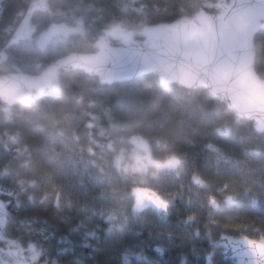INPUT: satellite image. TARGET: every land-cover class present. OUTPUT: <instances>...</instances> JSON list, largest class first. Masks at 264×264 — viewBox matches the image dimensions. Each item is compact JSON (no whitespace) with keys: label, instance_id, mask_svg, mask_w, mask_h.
I'll return each mask as SVG.
<instances>
[{"label":"trees","instance_id":"16d2710c","mask_svg":"<svg viewBox=\"0 0 264 264\" xmlns=\"http://www.w3.org/2000/svg\"><path fill=\"white\" fill-rule=\"evenodd\" d=\"M214 1L48 0L49 11L36 12L32 20L37 33L53 23L70 27L75 51L90 52L109 26H159ZM28 42L34 45L32 59L9 60L18 42L0 59V73L39 72L68 52ZM255 48V67L263 74L264 27ZM91 77L70 70L25 103L0 100V202L8 214L0 264H18L12 256L16 249L28 264H125V253L132 255L129 264H150L138 260V252L153 264H204L206 256L213 264H234L223 256L219 237L257 240L251 233L257 228L264 234V133L237 120L202 88L162 85L153 76L112 85ZM221 123L229 130L215 131ZM108 134L122 138L127 148L136 134L154 156L175 158L178 165L156 178L140 169L120 172L113 153L100 146ZM137 187L165 196L167 214L136 212L132 190ZM86 231L97 233L89 246L82 244ZM61 239L74 243L71 251L62 252ZM30 242L37 245V259L27 252Z\"/></svg>","mask_w":264,"mask_h":264},{"label":"water","instance_id":"95a60500","mask_svg":"<svg viewBox=\"0 0 264 264\" xmlns=\"http://www.w3.org/2000/svg\"><path fill=\"white\" fill-rule=\"evenodd\" d=\"M49 11L48 0H0V59L19 41H29L37 32L32 17ZM264 27V0H216L202 4L189 17L165 22L154 36L128 38L113 44L95 41L90 52L69 51L48 62L39 72L0 73V98L8 105L27 102L34 91L42 92L70 71L97 77L112 85L153 76L162 85L192 91L206 90L247 120L257 133H264V72L255 67V36ZM61 33L57 23L37 34L41 50ZM133 209H153L167 214L168 204L146 187L132 190ZM145 202V203H144ZM223 256L234 264H264V242L222 234ZM204 264H213L205 257Z\"/></svg>","mask_w":264,"mask_h":264},{"label":"rangeland","instance_id":"374dc122","mask_svg":"<svg viewBox=\"0 0 264 264\" xmlns=\"http://www.w3.org/2000/svg\"><path fill=\"white\" fill-rule=\"evenodd\" d=\"M62 32L58 39L51 43L49 46V49L56 52H62L65 50L69 51H75V48L77 47V41L72 39L67 31L70 29V27H66L65 25H62ZM157 26H140L138 29L130 27V24L126 23H117L115 25L109 26L107 30L105 31L104 38L109 40L113 39L116 43H123L124 40L128 38H137L138 35L143 36L140 40H145L146 38L154 36V31ZM36 44V42H35ZM36 46H38L36 44ZM14 49V50H13ZM34 51V45L28 41H21L18 45H15L11 50L8 52L10 55L9 60L15 61H22L24 60L22 56L26 55L27 58L32 59V53ZM65 54V53H64ZM14 64H17L15 62ZM17 66V65H16ZM28 66L26 65V68ZM26 70H30L27 68ZM26 72V71H25ZM30 72V71H27ZM33 73H36L35 71H31ZM260 74V73H259ZM263 76V74H261ZM92 78V77H91ZM95 80L93 77L91 81ZM125 98V96H124ZM127 100V99H126ZM182 100H185L188 102H191V100L185 98L182 96ZM126 104V102H125ZM192 105V104H191ZM195 106V104H194ZM229 125L227 123H221L219 126L216 127L215 131L217 130H229ZM122 138H118L116 136H110L109 134L105 136V141L100 144L101 147H105L108 150H110L113 153V163L117 170L123 173H134L138 169L142 170L144 174L149 175L151 178H156L161 172L172 169L175 166L178 165V160L175 158H169L166 159H160L153 155L152 149L150 144L146 141H139L138 136L136 134H131L129 136V141L133 143V147L127 148L126 144L122 143ZM157 144V143H156ZM6 174V172H4ZM18 184L22 186V181H19ZM259 191H262V188L260 186ZM4 190L2 186H0V191ZM153 191V190H152ZM155 192V191H154ZM156 193V192H155ZM157 194V193H156ZM258 194H261L258 192ZM158 195V194H157ZM159 196V195H158ZM159 198L163 202H167V199L165 196L160 195ZM258 198V197H256ZM260 198V197H259ZM8 214L3 207L2 203L0 202V240H3V234H2V228L4 227L6 221H7ZM104 221H111V218L106 216L104 218ZM118 228H121V226H115ZM114 228L113 224L110 225L109 229ZM251 232V231H250ZM251 233L258 234V241L264 242V234L263 232L257 228L253 229ZM97 238V233L95 231H86L85 235L82 236V244L83 246H89L90 241L89 239ZM62 240V239H61ZM60 240L61 244L64 246L62 248V252H65L67 249L71 251V247L74 244L72 241L68 239ZM12 245L13 242L11 241ZM223 251V250H222ZM27 252L31 255L32 259H37L38 252H37V245L34 242H30L29 247L27 249ZM24 255V252L16 249L12 252V256L15 259L18 257V264H28L27 261L23 260L22 257ZM130 256H132L129 253H125L123 255L125 264L130 263ZM138 260L141 261H147L150 264H153L152 260H149L143 253L138 252L134 255Z\"/></svg>","mask_w":264,"mask_h":264},{"label":"clouds","instance_id":"9594fccd","mask_svg":"<svg viewBox=\"0 0 264 264\" xmlns=\"http://www.w3.org/2000/svg\"><path fill=\"white\" fill-rule=\"evenodd\" d=\"M0 98L5 99V100L10 99L7 95H4L3 97H0Z\"/></svg>","mask_w":264,"mask_h":264}]
</instances>
